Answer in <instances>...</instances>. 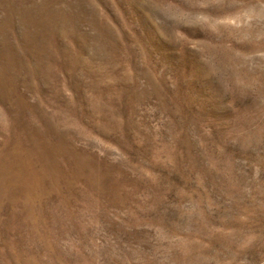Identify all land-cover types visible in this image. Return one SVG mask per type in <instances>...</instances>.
<instances>
[{"label": "rangeland", "instance_id": "rangeland-1", "mask_svg": "<svg viewBox=\"0 0 264 264\" xmlns=\"http://www.w3.org/2000/svg\"><path fill=\"white\" fill-rule=\"evenodd\" d=\"M0 264H264V0H0Z\"/></svg>", "mask_w": 264, "mask_h": 264}]
</instances>
